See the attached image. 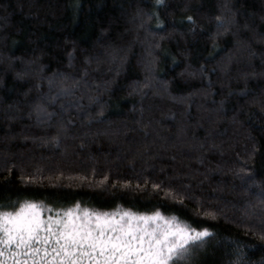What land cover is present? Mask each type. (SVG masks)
Returning <instances> with one entry per match:
<instances>
[{"label": "trees", "instance_id": "obj_1", "mask_svg": "<svg viewBox=\"0 0 264 264\" xmlns=\"http://www.w3.org/2000/svg\"><path fill=\"white\" fill-rule=\"evenodd\" d=\"M28 201L264 264V0H0V211Z\"/></svg>", "mask_w": 264, "mask_h": 264}, {"label": "snow or ice", "instance_id": "obj_2", "mask_svg": "<svg viewBox=\"0 0 264 264\" xmlns=\"http://www.w3.org/2000/svg\"><path fill=\"white\" fill-rule=\"evenodd\" d=\"M42 212L31 201L0 211V264H192L211 235L207 227L163 220L159 212L101 213L79 205ZM229 255L228 264H248L239 244Z\"/></svg>", "mask_w": 264, "mask_h": 264}, {"label": "rangeland", "instance_id": "obj_3", "mask_svg": "<svg viewBox=\"0 0 264 264\" xmlns=\"http://www.w3.org/2000/svg\"><path fill=\"white\" fill-rule=\"evenodd\" d=\"M42 206V205H41ZM43 208V212H42V215H49V214H54L55 211H49L48 208H45L44 206H42ZM150 216V215H149ZM161 217H163V220H173L174 222H178L180 223L179 221H177L175 218H170V217H164L162 215H160ZM163 220H161V223H163Z\"/></svg>", "mask_w": 264, "mask_h": 264}]
</instances>
